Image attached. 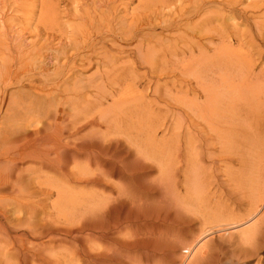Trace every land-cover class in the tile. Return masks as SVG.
Here are the masks:
<instances>
[{
    "label": "bare ground",
    "instance_id": "1",
    "mask_svg": "<svg viewBox=\"0 0 264 264\" xmlns=\"http://www.w3.org/2000/svg\"><path fill=\"white\" fill-rule=\"evenodd\" d=\"M220 3V9L232 16L244 15L246 9L264 8V0ZM42 4L47 12L43 11V17L50 24L55 21V9L50 0H42ZM84 13L83 17L90 12ZM260 15L251 17L253 32L235 38L237 48L232 38L214 35L221 44L214 45L210 59L193 55L203 45L180 40L177 50L181 59L177 61L176 56L170 73L176 71L184 80L192 76L195 86L190 87L189 82L185 88L173 91L155 86L148 98L137 97L132 81L117 95L116 88L128 75V71L118 73L117 67L103 69L93 84L73 87L71 92L65 86H76V66L71 65L51 79H38L37 83L33 75H23L25 68L11 71L9 63H3L0 254L6 255L4 264H25L27 260H38V264H172L169 254L175 252L176 246L189 244L184 239L190 233V222L195 221L200 227L198 232H203L183 250L184 257L175 259L177 264H185L191 261L190 257L199 258L201 251L197 249L208 245L203 243L206 231L219 233L223 227L239 225L253 211L259 212L255 221L237 227L236 235L227 243L239 247L240 257L255 256L256 263L261 264L258 253L263 248L260 237L264 233V71L254 70L258 60L264 61L260 48L264 46V14ZM207 17L208 14L193 28L189 19L182 23L189 32H195L196 27L199 32L210 21ZM83 25L87 26L85 22ZM211 29L208 33L212 35L216 31ZM245 43L251 53L244 50ZM91 56L81 57L89 62ZM205 57L211 60L210 64L204 63ZM152 61L144 58L150 65ZM13 85H18L17 89L10 90ZM102 87L107 89L101 90ZM89 88L94 89L92 96L86 91ZM67 90L71 93L67 94ZM109 100L111 103L105 106ZM165 100L178 108H157ZM34 113L37 115L32 117ZM32 122L37 126L28 128ZM162 129L168 137L157 138ZM196 140L200 142L196 144ZM201 148L210 159L217 156L232 160L234 155L238 168L229 165L222 169V174L229 176L226 180L216 174L206 178L199 170L198 161L204 155ZM127 154L133 157L130 162L125 160ZM131 162L136 165L130 166ZM146 163H152L159 172L158 179L148 185L138 182L142 173L136 172L141 169L139 164ZM119 180L128 184L122 185ZM224 183L232 188L228 197L235 189L241 191V196L249 197L247 213L239 215L212 205L215 197L210 188H221ZM206 223L212 226L202 228ZM57 242H69L70 247L58 250ZM221 243H217V259L226 255ZM229 257L239 258L236 250Z\"/></svg>",
    "mask_w": 264,
    "mask_h": 264
},
{
    "label": "rangeland",
    "instance_id": "2",
    "mask_svg": "<svg viewBox=\"0 0 264 264\" xmlns=\"http://www.w3.org/2000/svg\"><path fill=\"white\" fill-rule=\"evenodd\" d=\"M50 1H51L50 6L53 9H55V12H53V14L56 15L54 18L55 21L49 24V22H47L44 19L42 14L43 11H45L43 8L44 3L42 4V0H0V68H1L0 74L1 72L4 71L2 69L3 63H5L7 66L9 63L11 67L10 68L11 71L12 70L14 71L19 67L22 69L25 68L23 75H25V77L33 75L34 78H36L37 80L36 82L39 83L38 81L40 79L44 77L51 79L55 77L54 75L56 73L66 72L65 70H68V68L71 65H73L77 67L76 71L78 70L76 72V75H74L77 84L76 86L75 85L74 86L70 85L69 87L65 86V88L67 89L70 88V91L73 92L74 88L78 89L82 87V85L86 86L93 84L92 82L95 81V78H97L98 75L100 78V73L103 71V69L106 70L108 67L112 66L115 68L117 67L119 69L118 73H122L123 71H125L126 73L128 71L127 77L126 78L124 77L123 79L124 82L121 81L119 88L117 87L115 90L117 95L123 93L125 91L126 84L132 81L131 83L132 87L136 86L134 90L136 89L135 94H137V97H146V98H148V96L151 95L152 90L155 86L158 87V90L166 89L171 91L178 90L183 87L185 88V86L189 82H190V87L193 85L195 86L194 84L195 81L192 76L185 77L184 80V77L182 75H179V73H177L176 71H175L176 75L175 73L174 74L170 73V69L174 68L176 65L175 64L176 59L178 58L177 61L181 59L180 55L178 54L179 52L177 50L180 47L179 46L180 40L185 39L184 41H190L194 46L203 45L202 49L200 51L197 50L198 53L195 51V54L193 55L196 58L201 56L203 59L205 55L209 58V56H211L210 54H212L213 52L212 48L214 47V45L219 47L221 44L218 39H215L218 38L216 37L218 36V34H221L226 38L227 37L232 38V40H234L233 46L234 48H237L238 44L235 42V38L237 39L238 37L241 36L243 38L249 32L254 31V26H252L253 23H251L252 22L251 17H256V16L258 17V15L261 16L260 14H264V8H260L254 11L251 9H246L245 10L246 13L244 15L234 14L235 16H232L231 14H229L227 10L220 9L222 8V5L220 3L222 0H207V1L206 0H202V1L201 0H104V2L103 0H50ZM249 1L252 2V0ZM203 2L205 3L204 5ZM200 5L204 6L202 7L203 10H201L202 8L199 10ZM194 6L195 8L193 9ZM86 11L90 12L89 15L87 14V16L89 18L91 17L90 19L94 17L95 20L94 19L90 20L89 18L88 19L85 18L87 17L85 16L86 14L84 13ZM83 13L85 14L84 17H83ZM207 14H208L207 18H210L211 22L209 21L208 23H205L206 25H202L199 32L197 31L198 27L195 28V32L192 31L189 32V30L184 27V23H182L185 20V18L189 19L188 21H190L191 23L190 28H193L192 27L193 24L195 25L196 23H198V21L200 24L201 19H203ZM246 14L248 15L246 16ZM101 18L105 19L104 21H106L107 23L106 22L103 23L104 21H102ZM96 19L98 22H100L101 20L99 25L100 28H98L99 26H97L98 23ZM204 21L206 20L204 19ZM80 22L81 25L79 24ZM84 22H85V26L87 25L86 27H83ZM87 22L88 23L91 22V23L86 24ZM92 23L94 24V26L89 27V25H93ZM104 24L105 25L107 24V26H105ZM95 25L97 26V29H95L96 28ZM77 27L80 28L77 29ZM211 28L215 29L216 31L214 34L212 33V35L211 33H208L210 30H212ZM181 32L184 35V37L182 38L180 37L182 35ZM178 35H179V39H178ZM150 36L151 38H149ZM246 39L247 38H245L242 41L245 42ZM140 40L143 41L141 42ZM173 40L174 42L171 43V41ZM75 46L78 49H75ZM243 46L246 52L249 50V52L251 53L250 46H247L246 43ZM260 48L264 53V46H261ZM200 53L204 55H200ZM82 55L85 56L92 55V56L90 57V61L88 62L86 61L85 58L83 59L81 57ZM142 56H144V58H149L151 61L153 60L152 64L150 65L149 62L145 63L144 58ZM207 57H205V60L207 61L203 60L206 65L211 63L210 62L211 60H209L210 58L207 59ZM256 57L257 55L254 54L253 58L257 59ZM162 59L164 62L162 61ZM120 67L124 69L121 70ZM151 69H153V71ZM259 69L264 71L263 70L264 61L258 60L256 62V65L254 67L255 72H258ZM177 74L179 78L177 77ZM16 86L18 87V85H13V87H10L9 89L13 90L14 88L15 90L17 89ZM92 89L93 88H89L88 90L86 89V91H90L91 93V95L89 94L90 96H92V92L94 91V89L93 90ZM105 89L107 88L106 87L101 88V90H105ZM1 91L2 89L0 88V95H1ZM70 91L67 90L66 93L70 94L71 93ZM60 97L62 101V96ZM200 100H202V98H200ZM166 101L168 100H165L164 102ZM164 102L163 101L159 102L157 108L165 109L167 107L166 105H168V107L171 108L174 107V110L178 108L176 104H175L176 106H173L172 102L170 103L168 101L166 102L167 104H165ZM110 103L111 101L109 100L105 104V106ZM34 114L32 117L37 115ZM35 126H37V123L32 122V124L30 123L28 125V128H33ZM161 137L162 138L168 137V133L165 129H162L161 131L158 132L157 138H161ZM198 142L200 141L196 140V144H198ZM201 151H203L204 154V150H202V148ZM120 152L121 153L124 152L122 147L120 149ZM124 156L127 162H130V160L133 158L130 154ZM206 156L207 155L205 154L201 155L200 157L201 160L198 161L199 170H201L203 175H206V178L208 177V175L214 176V174H216L221 180L224 179L226 180L229 176L227 177L225 176V174H222L221 170L224 168H228L229 165L231 166V168L234 169L238 168V163L237 161H235L236 157L234 158V155L232 157L233 159L231 158L233 161L226 160L225 157H223L224 159H221L222 157L220 158L216 156L215 158L210 159L208 156H207L208 158ZM211 160L212 161L215 160V161L209 163L211 162ZM263 162L261 165H263ZM129 165L135 166L136 163L131 162ZM212 165H214V167ZM138 167H140L141 169L137 170L136 172L142 173V176L138 178V182L140 184L148 185L150 182L156 181L158 179L159 177L158 169L157 167L153 166L152 163L139 164ZM263 167L264 165L262 166V168ZM114 180L118 181V178H114ZM119 181L121 182L122 185L128 184V181L126 180H119ZM226 185L228 186V184L224 183L223 185H221V188L219 186H215V187L212 186L210 188V193L214 194L215 197L214 200L212 201L213 202L212 205L217 204L216 206L222 209L225 208V210H231V211L233 210V212L239 215L242 214L244 215L245 213H247L249 201H251L249 200V197H245V195L241 196L240 195L242 194L240 193L241 191H238L237 189H235V192L233 193L231 198L228 197L229 196L228 191H230L232 188L229 186L227 187ZM97 190H101V189H97ZM52 198L53 197L49 199V202L51 201ZM258 216H259V212L254 213L253 211L251 214L244 216L245 219L244 218L241 219L242 221H240L241 223L239 225L226 227V228L223 227L220 230L221 232L219 233H213L212 230L206 231L204 235L206 236L205 239L206 241H204L203 243H206V245L207 244L208 245L206 247L204 245L203 248L205 249V251L203 250L202 247L200 249H197L199 250V252L201 251L200 254L198 253V256L200 255V257L197 259L196 258L194 259L192 257H190L191 258L190 259L188 257L189 260L191 261L185 262V264H195L194 260H196V262L201 261V264H205L204 262H206L207 264H213L214 262H215L214 264H257L256 263L257 258L255 256L247 257L245 259L242 256L240 257L238 251L239 247L235 245L232 246V244L229 245L230 244L229 239L232 238L233 235L234 236L236 235L237 230L235 229L237 227L248 225L249 223L255 221V219ZM207 226H212V224L209 225L208 223H206L205 225H203L202 228H207ZM199 228L200 227L197 222L195 221L190 222V229H191L189 230L190 233L188 232L187 233L188 236H186V238L184 239V241L185 242L187 241L189 244L186 242L188 245L186 244L184 246L180 245L184 247L183 249H180L181 248L180 246H176L175 252L169 254L168 258H170V260L172 259L171 260L172 264H177L175 259L180 260L177 258L184 257L183 254L185 253V251L183 250L187 246H190V244H192V241L194 242L195 239L203 232V231L198 232ZM219 238L223 240L221 241ZM43 240H45V238ZM36 242L40 243L39 241ZM218 242L220 243L222 242L221 243L223 245L222 250L226 252V255L223 256L225 257L224 259L223 257L217 259V255L215 251H217ZM260 242L263 244L262 250H264V233H262V238L260 237ZM61 243L62 242H57L58 250L62 251V249L65 250L70 247L69 242H63L64 244ZM63 245L65 247H63ZM207 247H211V248L207 250L208 249ZM240 249L242 248L240 247ZM232 250H236V255L239 257L238 259L237 257H229L230 252ZM262 250L259 251L258 256L262 260L261 264H264V251ZM202 251L203 254H205L204 256L202 254ZM212 252L214 254V256L212 254L213 257H211ZM196 253L194 257H196ZM2 255L0 258H2L3 260L0 259V264H4L6 261V257H5L6 255L5 254L3 256ZM205 256L206 259L208 258V261L211 258L209 261L211 263L205 260L204 258ZM27 263L38 264L39 261L37 260V262L34 263L27 260L25 264ZM198 263L200 264V262Z\"/></svg>",
    "mask_w": 264,
    "mask_h": 264
}]
</instances>
